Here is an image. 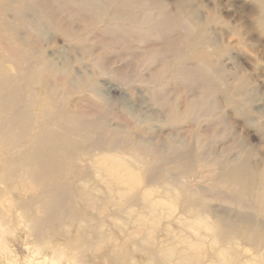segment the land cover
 <instances>
[{
  "label": "rangeland",
  "instance_id": "obj_1",
  "mask_svg": "<svg viewBox=\"0 0 264 264\" xmlns=\"http://www.w3.org/2000/svg\"><path fill=\"white\" fill-rule=\"evenodd\" d=\"M202 2L195 7V0H0L2 72L16 74L15 80L23 75L43 78V84L32 80L34 90L25 91L23 98L33 97L27 103L35 122L18 117L16 125L7 122L0 128L12 136L24 132L17 141L7 139L5 147L0 140V174L5 155L10 154L8 163L13 166H20L24 153L32 156L35 133L44 132L40 105L48 102L57 114L58 130L52 139L66 133L80 141L71 154L75 161L112 152L138 174L140 182L132 193L151 192L147 200L132 206V219L147 224L142 229L152 225L163 239L170 227L174 234L181 230L192 236L200 242L195 245V264H211L221 249L236 243L240 255L227 264H260L264 253L253 246L243 227L236 226L222 242L206 224L216 225L208 205L228 215L258 216L251 201L254 188L249 187L244 202L215 180L222 176L226 181L229 163L245 161L250 170L257 162L264 168V58L257 54L264 52V33L258 28L247 33L245 26L238 30L233 23L236 15L244 16L234 12L235 6H248L252 0H229L233 6L223 0L228 7L220 4L221 12L208 9L218 0ZM203 52L205 62H197V54ZM44 55L64 67L57 74L43 69ZM88 84L100 87L102 94ZM49 87H55L53 92ZM11 109H6L8 115ZM65 118L64 125L74 126L75 134L64 130ZM83 136L86 141L80 139ZM173 143L178 153L170 149ZM110 144L117 146L109 151ZM150 156L155 157L151 163ZM149 166L154 168L150 184ZM60 169L36 186L61 182L65 173ZM125 170L114 173V181ZM14 176L13 181L25 179ZM243 181L252 185L247 178ZM198 186L201 190L195 191ZM114 188L121 191L126 186ZM4 189L0 179V193ZM195 198L208 205L196 206ZM21 233L15 234L16 251L9 252L15 264L28 261ZM7 263L0 254V264Z\"/></svg>",
  "mask_w": 264,
  "mask_h": 264
},
{
  "label": "bare ground",
  "instance_id": "obj_2",
  "mask_svg": "<svg viewBox=\"0 0 264 264\" xmlns=\"http://www.w3.org/2000/svg\"><path fill=\"white\" fill-rule=\"evenodd\" d=\"M202 1L195 0V7L202 5ZM222 1L218 0L216 7L210 6L208 9L213 10L211 12H221L223 7H220V4L221 6L222 4L226 5ZM227 3L229 6H233L229 0ZM228 5L226 6L228 7ZM235 7L234 12H244L242 17L236 15L237 20L233 22L235 26H238V30L241 26H245L247 33H252V30L257 28L260 30L259 33H264V0H252L248 6L236 5ZM219 16L222 17L216 15V18ZM40 33L38 36H41ZM244 43L249 46L246 41ZM251 49L256 50L253 46ZM203 54L204 52L197 54V62H205ZM257 54L264 58L263 51L262 53L258 51ZM1 62L0 128L7 122L16 125L18 117H24L29 122L33 120V117L37 119L32 114L31 104L27 103V101L32 103L33 97L26 100L23 98L25 91L34 90L33 81H37L35 84L39 82L43 84V78L33 77L32 81L23 75L15 80L16 74H12L7 69L4 70V73L2 72ZM41 65L43 69L50 70L54 74L64 67L63 62L58 65L57 62L45 55ZM73 83L71 80L70 84ZM88 85L90 89L92 87L93 92L102 94L101 88L97 85ZM49 88L47 89L53 92L51 89L55 87ZM18 94L20 96H17ZM18 101L23 103L20 104ZM8 107L12 108L11 115L6 113ZM50 107L48 102L40 105L41 110L45 113V117L40 121L41 129H44V132L27 133L37 134L32 142V156L25 157L26 153H24V158L19 159L29 166L22 162L20 166L10 165L8 163L11 159L9 158L10 154L2 158L5 164L0 179L5 189L0 193V254L8 260L7 264H15V260L9 255V252L16 251L17 238L15 239V234L17 231L22 232L20 238H23L19 241L28 251V255L25 257L28 259L27 264H87L89 261H91L90 264H104L100 262L101 258L106 259V264H195V245L200 243L199 241L195 243V238L181 234V230L180 233L174 234L176 230L170 227L168 228L170 233H166L163 239L156 236L157 230L153 228L154 226L151 225L150 229L145 230L146 228L142 229V227H146L147 224L142 219H132L133 204L147 200L151 192L144 190L140 194L139 192L132 193L135 191L133 185L139 183L140 178L138 174L130 171L129 164L121 156L110 152L94 157L90 161L85 158L75 161L71 154L80 142L78 139L71 138L66 133H59L57 138L52 139L56 134L57 124H55L54 117L57 114ZM67 120H62L64 130L75 134L77 130L74 126L66 127L64 125ZM79 127L83 128L82 123ZM59 130L62 128L60 127ZM23 133L21 129L17 135L12 136L0 131L2 146L7 145V139L17 141L16 137L22 138L20 134ZM51 133L53 135L50 136ZM80 139L87 140L84 136ZM82 144L84 143L82 142ZM116 146L108 145L109 151L115 149ZM170 149L177 153L179 151L174 143L170 145ZM6 152L12 153L10 150ZM62 154L69 156L58 160L57 156ZM179 155L181 156V152ZM154 158L150 156L148 161L151 163ZM165 162L162 165H165ZM244 162L227 164L226 167L229 171L224 177L226 181H223L222 176H219L217 179L220 181L215 180V182L217 184L224 183L223 186L227 189L225 192L237 195L244 202L248 198L249 187L254 188L252 194H255L251 201L257 207L258 216L253 218L247 212L228 215L227 210L220 211L213 208L206 204L204 199L195 198L194 203L199 207L208 205L209 216L215 219L216 225L213 226V229L206 224V229L215 232L222 242L226 241L228 234L233 232L236 226H241L244 228L245 234L249 235L253 246L264 253V225H261V223L264 224V220L257 221L259 217L264 218V168L260 163L255 162L249 170L248 165ZM61 167L65 173L61 182L46 184L43 187L36 186L45 179L52 178L53 173ZM124 167L127 169L125 170L126 174L114 181V173ZM153 170L154 168L149 166L147 177L149 184L153 181ZM14 175L25 179L13 181L12 179L16 178ZM228 176H231V179L228 180ZM100 178H103L102 181ZM245 178L252 181V185L248 186L247 183H244ZM119 184H124L126 189L115 191L114 187ZM194 189L198 191L201 190V187L198 186ZM4 203H7L9 209H5ZM254 223L258 225L253 227L251 224ZM169 234L174 235L167 239ZM237 245L239 243L230 244L221 249L211 264H227L231 261L232 256L237 255L238 257L240 251L236 247ZM260 264H264V262L262 261Z\"/></svg>",
  "mask_w": 264,
  "mask_h": 264
}]
</instances>
